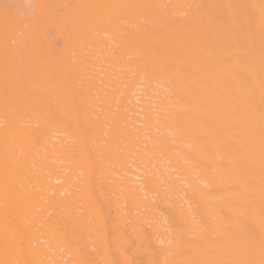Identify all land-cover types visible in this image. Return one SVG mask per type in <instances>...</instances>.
I'll return each instance as SVG.
<instances>
[{
  "label": "bare ground",
  "instance_id": "obj_1",
  "mask_svg": "<svg viewBox=\"0 0 264 264\" xmlns=\"http://www.w3.org/2000/svg\"><path fill=\"white\" fill-rule=\"evenodd\" d=\"M109 1L0 82V264H264V0Z\"/></svg>",
  "mask_w": 264,
  "mask_h": 264
},
{
  "label": "rangeland",
  "instance_id": "obj_2",
  "mask_svg": "<svg viewBox=\"0 0 264 264\" xmlns=\"http://www.w3.org/2000/svg\"><path fill=\"white\" fill-rule=\"evenodd\" d=\"M87 0H0V78L2 77H5V79H2V80H4V81H6V80H8V81H6L5 83L0 79V82H1V84L3 85V87H6V85L7 84H9L8 82H11V80H13V79H15V81H13L12 83L13 84H15V83H17L18 84V82H19V84L22 82H26L28 79H30V78H32L33 77V79L31 80H28L29 82H33V80L35 79V77H36V75L34 74V75H32L33 73V71L34 72H36V74H37V72H38V74L37 75H39L40 74V78H39V76H38V78L37 79H39V81L40 80H44V81H46L45 79H47L48 77H49V79H47V81L49 80H51V81H58L60 78H61V75H60V73H62L63 75L65 74V75H67V73H65V69L63 68V70H61L60 68H62V67H60L61 65H63V63H65L64 61H66V57H65V55L64 54H67L68 55V52L67 53H65L64 52V50L62 49V48H65L66 49V51L67 50H74V47H76V51L77 50H79L78 49V47H84L85 49H86V47H87V45H89L90 44V46H88L89 47V50L91 51V49L90 48H92L93 47V45L91 46V43L90 42H88L87 41V37H88V35H87V33L89 34V33H91L92 35L94 34V36H95V34L97 33V34H102V36L104 35L105 37L107 36V37H109V34H111L112 33V30H111V33H109L108 34V32L106 31V29H105V27L104 26H102V25H105L104 24V22H103V19L105 18L106 19V16H108L109 17V19H107L108 20V22H109V20H111L112 21V19H110V16H111V18L113 17V19H114V17H116L117 18V16L119 17V16H121V17H119V18H117V21L123 26L124 24V28H123V30L124 29H126V27H128V25H130V29L132 28H134V24H135V22L134 21H136V20H134L133 21V19H139L140 17H139V13L140 12H138L137 10V13H138V18H136L135 17V15L137 14L135 11H134V13H136V14H134V15H132V16H130V12L129 11H125V12H127L128 14V16L125 14V12L124 13H121V15H117V16H115L114 15V9H113V11H111L112 9H110V8H108L107 6H105V8L107 7V9L109 10V12H108V10L107 9H103V7L102 6H104L105 5V1L106 0H104V3H102V1H101V3H100V1L98 0H92V3L90 2V1H88V2H90L88 5H87V7H86V4L88 3V2H86ZM109 1V0H108ZM113 1V0H112ZM112 1H109V2H111V3H115V2H112ZM99 4H98V3ZM109 2H106V4L107 3H109ZM119 2L121 3V1L119 0ZM117 4V2L114 4V5H116ZM124 4V3H123ZM123 4H121V5H123ZM91 5H93V6H91ZM95 5H96V7H95ZM98 5H99V7H98ZM113 5V4H112ZM113 5V6H114ZM118 5V4H117ZM116 5V6H117ZM121 5H119V6H121ZM83 6H85V7H83ZM101 6V7H100ZM110 7H111V5H109ZM115 6V7H116ZM126 6V5H125ZM91 7H92V9H91ZM127 7V6H126ZM125 7V8H126ZM89 8V9H88ZM114 8V7H113ZM122 8H124V7H122ZM125 8L123 9V10H125ZM83 9V10H82ZM85 9V10H84ZM94 9V10H93ZM103 9V10H102ZM117 9H119L120 10V7L119 8H117ZM128 9V8H127ZM89 10V11H88ZM96 10V11H95ZM102 10V11H101ZM122 10V11H123ZM85 12V11H87V12H85V14L83 13V12ZM97 11H99V15H97L96 16V14H98V12ZM107 11V12H106ZM122 11H120V12H122ZM80 12H81V14H80ZM90 12H92V13H90ZM95 12H96V14H95ZM111 12H112V14H111ZM100 13H101V16H100ZM133 13V12H132ZM91 14V15H90ZM93 14V15H92ZM116 14V13H115ZM117 14H118V11H117ZM120 14V13H119ZM110 15V16H109ZM123 15H126L125 17H123ZM77 16V17H76ZM78 16H80V17H78ZM92 16V17H91ZM96 16V17H95ZM100 16V17H99ZM103 16V17H102ZM105 16V17H104ZM135 18H134V17ZM98 17V18H97ZM107 17V18H108ZM127 17H129V18H131V17H133V18H131V19H129L128 18V22H127V20H124V18L125 19H127ZM84 18V22L82 21V19ZM100 18H103V19H101V22H99L100 20ZM79 19V20H78ZM89 19V20H88ZM91 19V20H90ZM93 19V20H92ZM120 19V20H119ZM88 20V21H87ZM116 20V19H115ZM130 20H132V23H131V21ZM140 20V19H139ZM71 21H73V22H71ZM81 21H82V24H81ZM86 21V22H85ZM93 21V22H92ZM99 23H98V22ZM124 21L125 23H123L122 24V22ZM93 23V27H97V28H95L97 31L95 32V29H91V23ZM97 22V23H96ZM108 22H107V24H108ZM130 22V23H129ZM102 23V24H101ZM105 23H106V21H105ZM110 23V22H109ZM127 23V24H126ZM138 23V22H137ZM84 24V25H83ZM87 24V25H86ZM98 25V26H96V25ZM106 24V25H107ZM120 24H119V26H120ZM71 25H73V26H71ZM110 24H108L107 26H106V28L108 27V28H110V26H109ZM127 25V26H126ZM75 26H76V28H75ZM84 26V27H83ZM126 26V27H125ZM131 26H133V27H131ZM121 27V26H120ZM74 28V29H73ZM107 28V29H108ZM128 28V29H129ZM77 29V30H76ZM103 29V30H102ZM129 29V30H130ZM93 30H94V33H92L93 32ZM99 30H100V32H99ZM76 31V32H75ZM86 31V32H85ZM105 31V32H104ZM119 31V30H118ZM122 31V28H121V30H120V32ZM125 31V30H124ZM127 31V30H126ZM125 31V32H126ZM110 32V31H109ZM124 32V33H125ZM84 33V34H83ZM121 33H123V31L121 32ZM84 35V36H82V38H81V35ZM100 34V35H101ZM79 35H80V39L79 38H77V37H79ZM92 35H91V38L90 39H92ZM100 35H98V36H100ZM74 36V37H73ZM93 36V37H94ZM97 36V35H96ZM84 37H85V39L86 40H83L84 39ZM89 40V39H88ZM69 41V42H68ZM75 41V43H73ZM81 41H84V42H81ZM86 41H87V45H86ZM90 41V40H89ZM68 42V43H67ZM43 43V44H42ZM70 43V44H69ZM71 43H73V45H71ZM85 44V46H84V44ZM47 44V45H46ZM76 44V45H75ZM47 47H46V46ZM69 45V46H68ZM75 45V46H74ZM77 45H78V47H77ZM83 45V46H82ZM94 46H95V44H94ZM88 47H87V50H88ZM33 48V49H32ZM70 48V49H69ZM94 48V47H93ZM30 49H32L33 51H31ZM36 49V50H35ZM62 49V50H61ZM83 49V48H82ZM37 50H40V52L39 51H37ZM46 50H48V51H46ZM81 50V49H80ZM35 51V52H34ZM43 51H45V52H43ZM93 51V50H92ZM32 52V53H31ZM36 52H38V53H36ZM48 52V53H47ZM59 52V53H58ZM29 53H31V54H29ZM35 54V55H32V54ZM72 53H73V51H72ZM71 52H70V56L68 55V58L70 57L71 59H68V60H72V62H73V64L71 63V61H70V66H71V64H72V68H74V63H76L77 64V62H76V59H74V54H72ZM42 54V55H41ZM43 54H45V55H43ZM74 56H72V55ZM55 55V56H54ZM56 55H57V57H56ZM28 56V57H27ZM29 56H31V58L33 59V60H36L35 62L37 63H35L31 58H29ZM43 58H42V57ZM46 56H49L48 58L46 57V59H45V57ZM62 56L63 57H65V60H64V58H63V60H61L62 59ZM72 56V57H71ZM26 57H27V59L30 61H28V60H26ZM51 57H53V59L51 58ZM61 57V58H60ZM25 58V59H24ZM42 58V59H41ZM54 58L56 59V60H54ZM73 58V59H72ZM38 59H39V61H40V63H43V64H39L38 62ZM46 60V63H47V65H45L46 63H45V61L44 60ZM50 59V60H49ZM55 62L56 61V63H54L52 60ZM59 59V60H58ZM42 60V61H41ZM73 60H75V62L73 61ZM32 61H33V63H32ZM52 61V62H51ZM63 61V62H62ZM24 62H26L25 63V65H27L28 66V64L30 65V66H32L33 65V68H35L36 66H41L40 68H42V70H44V72L41 70V72H42V74H41V72H39L40 71V68H38V67H36V69L38 68V71H36L35 69H32V67L31 68H27V66L25 67V65H24ZM27 62H29V63H27ZM60 62V63H59ZM62 62V63H61ZM69 62V61H68ZM45 63V64H44ZM58 63V64H57ZM67 63V62H66ZM51 64V65H50ZM52 64H53V66L55 67V68H53L52 67ZM69 64V63H68ZM68 64H67V66H66V69H67V67H69L68 66ZM17 65V66H16ZM34 65H36V66H34ZM43 65H45V66H47V67H43ZM59 65V66H58ZM15 66V67H14ZM59 67V70L57 69L58 67ZM14 69H13V68ZM24 67V68H23ZM29 67V66H28ZM15 68H16V72H15ZM44 68V69H43ZM14 72H12L11 70ZM19 69V70H18ZM24 69L26 70H30V71H24ZM71 69V68H70ZM75 69H77L76 68V66H75V68L70 72V76H71V73H72V77L74 76L73 75V71H75ZM18 70V71H17ZM20 70H22V72H24L25 73V75L24 74H20L21 73V71ZM32 70V71H31ZM60 72H58V71ZM45 71H47V72H45ZM61 71H64V73L63 72H61ZM67 71H68V69H67ZM10 72L12 73V76H14V77H12L11 76V74H10ZM29 73V75H28V73ZM43 73H45V78H43L44 76H42L43 75ZM59 73V74H58ZM76 73V72H75ZM14 74V75H13ZM23 75L24 76V78H26V81H24V80H22L23 78V76L21 77L20 75ZM27 74V75H26ZM6 75V76H5ZM16 75H18L17 77H16ZM59 75H60V78L59 79H57L58 77H59ZM62 75V76H63ZM64 75V76H65ZM12 77V78H10V77ZM27 76H28V79H27ZM32 76V77H31ZM47 76V77H46ZM64 76L62 77V78H64ZM7 77L9 78V79H11L10 81H9V79H7ZM21 77V78H20ZM75 77V76H74ZM17 78V79H16ZM21 79V82H20V79ZM42 78V79H41ZM62 78L60 79V80H62ZM66 79H63V80H67V78H69V77H65ZM70 80H71V77L69 78ZM75 79V78H74ZM19 80V81H18ZM18 81V82H17ZM35 81V80H34ZM37 81V80H36ZM39 81L38 82H36V83H39ZM41 81V82H42ZM43 81V82H44ZM50 81V82H51ZM15 82V83H14ZM12 83H11V85H12ZM21 83V84H22ZM20 84V85H21ZM5 85V86H4ZM23 85V84H22ZM1 86V85H0ZM2 87V86H1ZM7 88V87H6ZM5 88V89H6ZM1 89V88H0ZM4 89V90H5ZM9 89H11L10 87L8 88V90ZM6 92H8V93H6L5 95H7V94H9V93H11V92H9V91H7V89L5 90ZM5 91H3V92H5ZM0 119H2V121H3V123H4V118L3 117H1L0 116ZM4 124H2V122H0V127H2ZM0 144H1V141H0ZM41 155V154H40ZM37 156H39V155H37ZM40 159V158H39ZM42 159V158H41ZM42 161V160H41ZM43 162V161H42ZM41 162L39 161V163H37L38 165L40 164ZM37 165V166H38ZM41 165H42V167H43V163H41ZM36 165H35V168L37 167ZM40 167V166H39Z\"/></svg>",
  "mask_w": 264,
  "mask_h": 264
}]
</instances>
